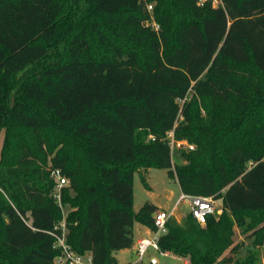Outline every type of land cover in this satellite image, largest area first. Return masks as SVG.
<instances>
[{
	"label": "trees",
	"instance_id": "16d2710c",
	"mask_svg": "<svg viewBox=\"0 0 264 264\" xmlns=\"http://www.w3.org/2000/svg\"><path fill=\"white\" fill-rule=\"evenodd\" d=\"M198 1L0 0V264H54L53 168L69 244L120 264L154 227L155 203L134 209L151 167L221 200L204 224L172 215L163 251L264 264V0Z\"/></svg>",
	"mask_w": 264,
	"mask_h": 264
},
{
	"label": "built area",
	"instance_id": "2783aa9c",
	"mask_svg": "<svg viewBox=\"0 0 264 264\" xmlns=\"http://www.w3.org/2000/svg\"><path fill=\"white\" fill-rule=\"evenodd\" d=\"M208 0H199L198 4L202 5ZM213 7L222 5V0H209ZM148 8L152 9V4H148ZM155 28L159 25L154 21ZM170 145L172 150L178 146H187L190 149L194 148L193 144L188 143L186 140H176L174 132H169ZM152 138H154L152 136ZM51 176L55 179V187L53 191L54 197L58 200L59 205L63 210V218L57 223L49 233L54 237V248L59 250L54 258V264H93V257L91 252L78 253L67 240L68 227L66 223V208L62 204L61 193L62 188L69 184V179L62 173L59 168L51 169ZM181 201H187L191 205V212L193 216L201 223L206 222L209 214H219L222 212L221 205L216 204V199L212 196L192 195L182 192L176 202L174 209L167 211L165 209H158L154 214V227L149 236L141 237L135 244V253L137 260L123 264H143L145 257L150 248L161 252L162 254H170L168 251H163L159 245L160 237L167 232V221L174 214L175 208Z\"/></svg>",
	"mask_w": 264,
	"mask_h": 264
},
{
	"label": "rangeland",
	"instance_id": "374dc122",
	"mask_svg": "<svg viewBox=\"0 0 264 264\" xmlns=\"http://www.w3.org/2000/svg\"><path fill=\"white\" fill-rule=\"evenodd\" d=\"M4 133V130H2L0 135V149L3 142ZM143 177H145L147 185L144 184L142 179ZM133 185L135 211H138L147 201L155 203L160 209L162 208L167 211H171L174 209L176 202L182 193L177 179L169 176L167 168L161 167H151L148 170L142 169L136 171L134 174ZM72 193L74 192L72 191ZM216 204L221 205V200H216ZM190 210V203L187 201H181L177 204L173 217L181 220L183 215ZM135 224L138 225V221L134 223V226ZM134 234L136 237L137 233L135 231ZM243 238L244 235H239L238 239L241 240ZM115 253L121 263L137 260V255L132 250V248L117 250ZM149 253H153L156 256L158 260L156 264H189V262H185V260L180 257L174 256L172 254H162L161 252L152 248L149 249ZM143 264H149V258L147 256L145 257Z\"/></svg>",
	"mask_w": 264,
	"mask_h": 264
},
{
	"label": "crops",
	"instance_id": "0c3cea01",
	"mask_svg": "<svg viewBox=\"0 0 264 264\" xmlns=\"http://www.w3.org/2000/svg\"><path fill=\"white\" fill-rule=\"evenodd\" d=\"M158 209H160V208L158 207ZM134 229H135L134 231L137 233V235L135 237V243H134V245L132 247H129V248H132V250L135 252V244H136L137 240L139 238H141V237L149 236L151 234L152 228L147 227V226H145V225H143V224L138 222V225L135 224ZM115 256L117 257L116 253H115ZM147 257L149 258V261H152L154 264H156L158 262L156 256L153 253H149V251H148ZM117 259L119 260L118 257H117ZM119 263L123 264L120 261H119Z\"/></svg>",
	"mask_w": 264,
	"mask_h": 264
}]
</instances>
